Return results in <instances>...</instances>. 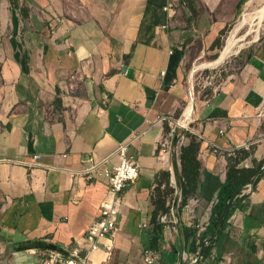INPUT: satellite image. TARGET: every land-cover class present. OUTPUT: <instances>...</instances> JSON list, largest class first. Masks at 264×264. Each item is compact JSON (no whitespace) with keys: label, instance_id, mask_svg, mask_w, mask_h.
I'll list each match as a JSON object with an SVG mask.
<instances>
[{"label":"crops","instance_id":"obj_1","mask_svg":"<svg viewBox=\"0 0 264 264\" xmlns=\"http://www.w3.org/2000/svg\"><path fill=\"white\" fill-rule=\"evenodd\" d=\"M179 1L0 0V264L87 250L85 231L111 196L103 178L83 175L86 160L110 169L128 141L139 175L123 191L108 264H146L148 251L153 264H264V165L222 226L209 225L235 152H249L245 169L264 159V39L241 51L239 73L218 93L183 109L177 123L196 125V192L182 203L177 185L170 215L154 221L156 191L178 171L172 150L185 136L175 138L173 121L199 35ZM241 1L195 0L210 37Z\"/></svg>","mask_w":264,"mask_h":264},{"label":"rangeland","instance_id":"obj_2","mask_svg":"<svg viewBox=\"0 0 264 264\" xmlns=\"http://www.w3.org/2000/svg\"><path fill=\"white\" fill-rule=\"evenodd\" d=\"M195 11L196 14L191 22L199 28V35L186 50L182 74V83L185 91L184 102L180 111L174 116L173 121L175 129L177 131H184L189 137H181L178 143H176L175 150H172L173 163L175 166L178 165V171L176 166V176H174V179L169 178L168 181H165V185L156 191L153 215L154 221L156 222L160 217L167 215V213L170 215L171 213V205L174 200V188L177 187L179 171L181 173L180 149L187 146L192 140L196 142L194 135L196 125L194 119L190 123L189 128H185L186 125L183 127L177 123L183 109L189 104L192 106L191 100H193L192 109L195 111L201 102L206 101L218 93L223 84L228 83L230 79L236 77L239 73L242 62L238 57L241 51L245 47L254 45L264 39V0H242L239 10L215 38L210 37L207 32L212 21L207 19L199 9L196 8ZM246 14L250 16L249 22L240 27H236ZM258 23L260 24L258 25ZM257 26H259V35L254 40L252 32L247 35L246 33L249 30L255 29ZM235 27L236 31L232 36L235 43L232 45V49L227 53L221 63L214 65L217 58L219 59L221 57V53L226 47L227 39ZM239 45L241 47L237 50ZM167 219H164V221L167 222ZM156 226L158 227V224Z\"/></svg>","mask_w":264,"mask_h":264},{"label":"built area","instance_id":"obj_3","mask_svg":"<svg viewBox=\"0 0 264 264\" xmlns=\"http://www.w3.org/2000/svg\"><path fill=\"white\" fill-rule=\"evenodd\" d=\"M130 141L121 144L116 151L119 163L112 168L101 169V163L95 162L91 157L86 160L87 166L83 175L87 179L103 178L107 182L110 200L100 205L99 215L88 225L84 240L89 244L87 250L73 249L69 254L59 251H48L42 256L40 264H90V253L102 250L105 259L100 264H108L113 250L114 234L117 231L116 217L119 213L124 189L133 184L139 175L134 159L127 154ZM168 142L162 140L159 146L165 149ZM38 157L35 156L34 159ZM246 166V165H245ZM199 254V252H197ZM157 256L151 252H144L143 261L153 264Z\"/></svg>","mask_w":264,"mask_h":264},{"label":"trees","instance_id":"obj_4","mask_svg":"<svg viewBox=\"0 0 264 264\" xmlns=\"http://www.w3.org/2000/svg\"><path fill=\"white\" fill-rule=\"evenodd\" d=\"M180 5L189 12V17L186 19L187 23H191L196 14L195 9L197 4L195 0H180ZM12 6L18 8L16 0H11ZM24 15L26 11H23ZM218 59V58H217ZM175 138L179 139L181 135L189 137L187 133L182 130H175ZM198 144L195 141H190L187 146H184L180 149V164H181V173L177 176V185L181 190V201L185 202V199L190 195H195L196 192V182L198 177V168L199 163L196 160V155L198 152ZM236 158L231 159L227 165V175L224 186L222 187L218 197L217 202L212 209V214L210 217L211 226H222L226 221L228 216L232 214L237 205V200L241 195V198H246L245 194H242L243 190L249 184H254L261 173V168L264 165V159L257 162L254 159L252 168H241L240 162L249 156V152L246 150H238L235 152ZM168 175V174H167ZM166 175V176H167ZM156 233L159 234L158 228L155 229ZM159 237V235H158ZM205 237L206 234L201 233L197 237L198 244L194 247V251L199 248V254L203 255L205 251L209 249V246L205 247Z\"/></svg>","mask_w":264,"mask_h":264},{"label":"bare ground","instance_id":"obj_5","mask_svg":"<svg viewBox=\"0 0 264 264\" xmlns=\"http://www.w3.org/2000/svg\"><path fill=\"white\" fill-rule=\"evenodd\" d=\"M249 17H250L249 14H246V15H245V16L239 21V23H238V25H237L236 27H240V26H242V25L248 23V22H249ZM261 18H262V17H261ZM258 21H259V20H258ZM259 24H260V23H258V25H259ZM236 27L234 28L233 32L229 35V37H228V39H227V42H226V47H225V49L223 50V52L221 53V57L215 61V64H214V65L221 63V61L224 59V57H226L227 53L232 49V45L235 43V41L233 40V37H232V36H233L234 32L236 31ZM251 32L253 33V39L256 40L257 37H258V35H259V26H257L255 29L249 30V31L246 33V35L249 34V33H251ZM240 47H241V45H239V47L237 48V50L240 49ZM237 50H236V52H237ZM191 115H192V112H190V114H189V119H191ZM187 122H188V121H185V122H182V123H183V124L185 123V125H186Z\"/></svg>","mask_w":264,"mask_h":264}]
</instances>
